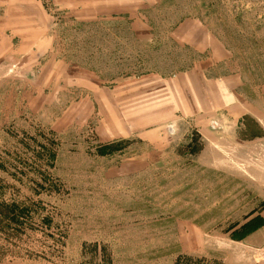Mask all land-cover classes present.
Here are the masks:
<instances>
[{"label": "rangeland", "instance_id": "374dc122", "mask_svg": "<svg viewBox=\"0 0 264 264\" xmlns=\"http://www.w3.org/2000/svg\"><path fill=\"white\" fill-rule=\"evenodd\" d=\"M261 228L264 0H0V264H253Z\"/></svg>", "mask_w": 264, "mask_h": 264}, {"label": "crops", "instance_id": "0c3cea01", "mask_svg": "<svg viewBox=\"0 0 264 264\" xmlns=\"http://www.w3.org/2000/svg\"><path fill=\"white\" fill-rule=\"evenodd\" d=\"M191 74L192 75H196V77H197V78H195V82H196L198 94H200L201 96H203V98H205L207 104L209 103V105L211 106L210 108H212L213 107V104H212L213 90H211L209 88V86H207L209 84L204 80V77L203 76H201L200 74H194L193 72H191ZM167 82H168L169 86L171 87V93L170 94L165 93L167 90H166V88H163V89L160 90V94L158 96H161L162 97V95H163L165 97V95H170V98H171V96H173L174 98H176V95H175V93H176L175 92V84H176V81L173 80V79H170ZM160 110H158V111H160ZM261 229H264V228H261Z\"/></svg>", "mask_w": 264, "mask_h": 264}, {"label": "built area", "instance_id": "2783aa9c", "mask_svg": "<svg viewBox=\"0 0 264 264\" xmlns=\"http://www.w3.org/2000/svg\"><path fill=\"white\" fill-rule=\"evenodd\" d=\"M253 264H264V247L257 249L252 256Z\"/></svg>", "mask_w": 264, "mask_h": 264}]
</instances>
